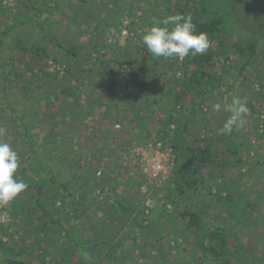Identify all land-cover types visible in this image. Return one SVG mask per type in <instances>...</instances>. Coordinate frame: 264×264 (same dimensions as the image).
Wrapping results in <instances>:
<instances>
[{
  "label": "rangeland",
  "instance_id": "374dc122",
  "mask_svg": "<svg viewBox=\"0 0 264 264\" xmlns=\"http://www.w3.org/2000/svg\"><path fill=\"white\" fill-rule=\"evenodd\" d=\"M36 1L0 0V30L25 17L24 24L4 37L0 48V140L17 152L20 165L16 177L27 185L15 200L38 193V184H28L29 177L40 181L33 163L35 148L46 171L56 179L81 177L80 187L72 182L73 195L66 197L63 188L57 189L47 178L41 200L57 217H70L64 222L67 227L75 225L72 233L93 241L102 231L106 243L95 248L100 254L96 258L86 253L90 250L87 244L77 247L78 240L69 239L59 228L47 227L37 235L33 229L43 221L25 226L19 221L23 213L14 217L13 200L0 206V238L10 243L15 253L0 247V264H9L2 262L5 252L25 264H80L83 260H88L85 264H204L194 247L193 232L186 230L183 222L173 221L189 201L206 219L227 227L229 233L236 232L256 257L247 256L228 237L230 264H264V27H260L264 0H205L212 13L224 15L227 25L221 32L222 44L219 39L211 42L206 53H212L213 59L203 67L191 59V53L183 60L159 57L155 64L142 43L145 29L154 20L179 13L177 4L184 0H60L58 7L45 5L47 9L34 17L29 12ZM254 32L259 38L256 52L245 66ZM55 40L68 47L75 45L79 55L61 54ZM98 68L118 69L117 75L126 82L124 89L107 95L100 79L108 72ZM134 68H155L158 88L154 93L148 83L139 90L136 80L140 76L137 78ZM198 68L207 72H199L201 83L194 79L197 88L185 92L177 87L180 101L176 99L174 107L181 109L180 102L190 107L198 104L200 92L210 90L206 101L199 104L203 112L195 111L190 131L182 136L196 153L206 147L207 136L212 137L217 161L224 163L203 165L204 180L182 195L175 189L174 147H163L157 132L168 130L162 120L171 118L165 107L168 94L174 98L170 80L188 79L201 70ZM237 96L247 99L245 126L230 135L217 134L230 113L214 112L212 104L231 103ZM189 112L175 111L174 116L185 118ZM233 140L238 155L229 152ZM157 156L164 172L149 181L150 164ZM79 188L85 198L78 196ZM231 191L233 200L229 201ZM122 197L134 208L145 206L149 216L144 231L134 230L135 241L126 227L119 231L114 217L107 220L114 202ZM54 200L56 207L51 206ZM182 234L190 237L184 240ZM36 238L48 245L46 251L22 252L18 247L22 239L29 245ZM64 250L70 253L69 258ZM222 260L207 256L208 264H222Z\"/></svg>",
  "mask_w": 264,
  "mask_h": 264
},
{
  "label": "trees",
  "instance_id": "16d2710c",
  "mask_svg": "<svg viewBox=\"0 0 264 264\" xmlns=\"http://www.w3.org/2000/svg\"><path fill=\"white\" fill-rule=\"evenodd\" d=\"M83 1V0H82ZM197 0H184V3L177 4V7L179 8V13H182L184 15L191 14L193 17V22L196 25V30L198 32H205L208 34V37L210 41L219 39L218 43H221V32L224 30L226 24V19L224 18V15H217L216 12H211V10L205 5V0H199L198 5L196 6L194 3ZM227 3L228 1L225 0ZM51 3H54L56 7H58L60 0H38L35 2L34 6H32V10L29 12L32 14V16H36L37 14L43 12L45 9V5H50ZM213 3V1H212ZM231 12L233 15L237 17V22H241V19L239 18L238 12L235 10L233 6H231ZM217 11V9H215ZM25 23V17L19 18L15 20L12 24H9L7 26H4L2 30H0V48L2 45V42L4 40V37L8 35L15 27H18ZM264 27L263 25H260V27ZM261 31V30H260ZM253 44L251 46V50L249 55L247 56L245 66H247L252 57H254L256 52V43L259 40L257 37L258 35L254 32L253 33ZM55 43L57 44V49L61 54L70 56H77L79 55L78 49L75 45L73 46H66V44L63 41L55 40ZM227 49L225 50V52ZM193 61H196L199 66L203 67L206 64H210L213 59L212 53H205L203 55L197 54L196 56H193L191 58ZM154 63H158L159 57L153 58ZM103 63V62H101ZM99 70L103 72H108L106 77H102L100 79V82L106 85V93L109 96H114L117 93V88L124 89L123 87L126 86L125 79L121 76H118V69L115 68H98ZM201 70H195L193 74L187 79L182 77H175L174 79H171V86L169 88V91L174 92V98L168 94V101L165 103L166 112L170 115V119L168 120H162L163 127L167 126L168 130L166 131L165 128L159 130L157 132L158 140L161 141L163 144V147L167 146H173L174 147V153H175V174L177 176V181L175 183V189L178 191L179 194H186L189 189H194L196 186L201 183L203 178V171L202 167L206 163L212 164L213 166H216L219 163H224L223 161L218 162V157L215 155L214 151V141L213 138L210 136H207L206 138V147L200 152L196 153L193 146H191V142L186 140L185 137H183V133L185 131L189 132V127L191 121L195 118L196 113L195 111L198 110L200 112L202 111V108H200L199 104H202L206 101L205 95L210 91L209 89L202 90L200 92L199 101L198 104H192L193 106H186L184 103L180 102L181 109H176L174 107V103L176 102V99L180 97L176 93V88L181 87L183 88V92H185L186 88H193L197 86L193 82L194 79L197 84L201 83L200 78H198L199 72L203 71L202 68H198ZM134 73L138 76H140L139 79H137L139 90H141V87L145 85L146 83L149 84L151 87V91L154 93L155 88H158L157 82H156V75L157 72L155 71V68H134ZM203 74H206V71L202 72ZM47 74V73H46ZM6 79L8 78L5 74ZM73 89V87L71 88ZM151 93V92H150ZM151 95V94H150ZM177 97V98H175ZM172 100V101H170ZM180 101V99H178ZM154 103H158V99L153 98ZM173 103V104H172ZM190 110L188 116L179 117V114L175 115V111H178V113L185 115V111ZM197 117V116H196ZM171 123L175 124L174 128H171ZM212 132H214L213 128H210ZM170 137V138H169ZM180 140V141H179ZM182 141V142H181ZM180 142L181 145H177V143ZM31 145H33L31 143ZM231 148H229V152L233 155H238V152L236 150V143L233 140L231 144ZM34 149L35 154H33V163L36 164V166L39 169L38 175L40 181H35L34 177H29L28 184H38V193H36L33 198L31 197H24L19 200H15L14 202V208H13V214L15 218H18L20 213H23L21 217H19V221H21L25 226L29 225H35V221H43L40 226L34 227L33 231L35 233L40 234L41 231L46 229L47 227L52 228H59L60 231L64 232L65 236L68 237L71 240H78L77 241V247H80L81 245H88V249H90L88 252L91 257L99 258L100 254L95 250V248L101 244L106 243V238L104 234H102V231L100 232L99 236L95 238V240L90 239H84L82 236L72 233L75 229L74 224H70L69 227L66 226L65 222L67 223L70 221V217H63L54 215L52 208L47 207V204L43 202L41 199V193L44 189V184L47 178L50 179L53 183L58 185L57 189L63 188L65 196L67 195H73V193L70 191V186L72 182H74L75 186L78 188V184H80V176L75 175L71 179H68L66 181H60L54 177L53 174H50L46 171V167L43 165L39 152ZM215 156V159L213 158ZM240 158L239 156H237ZM195 158H197L199 161L196 163ZM20 177H18L19 179ZM28 180V178H27ZM89 183V178L85 177V182ZM96 181L93 185L90 186V189L92 190L94 188V185H96ZM78 196L80 198H85L83 190H80V188L77 190ZM56 198V197H55ZM219 198H221V195L219 194ZM222 199V198H221ZM229 201L233 200V192L231 191L228 195ZM28 204V205H26ZM178 205V204H177ZM52 207H56V201L54 200L51 204ZM27 207V208H25ZM59 208V207H58ZM127 212V213H126ZM57 213V210H56ZM60 213V211L58 212ZM129 214V215H128ZM114 217L115 218V225H118L119 231H122L126 227V233H128L132 239L135 241L136 237L134 236V230L137 228V230L144 231L147 228V224L149 223V216L146 212V207H140V208H134L131 204V202L126 203L125 197L119 198L114 202V206L110 209V212L108 213V218ZM178 219H173L175 222H183L186 230H191L193 232V239H194V247L198 250L200 258L204 264L207 263V256L210 254L214 260H222V264H230V254L231 249L229 247V241L228 237H231L233 239V242H237L238 245L241 246L242 251L249 257H251L253 260L256 259L254 256V252H251L246 246H244L241 238L236 232L229 233L228 228L219 224H216L215 222H212L209 219H206L203 217L202 213L197 207L193 206L192 202H188L187 205H185L177 214ZM123 219V220H122ZM107 220H104L102 223V229L105 226V223ZM27 235V234H26ZM25 235V236H26ZM184 240H187L190 236L187 234H182ZM43 237V236H42ZM13 239V235L11 237ZM43 240V239H42ZM15 241V240H14ZM23 244L18 245L16 242H14V246L21 247L22 252H27L30 250H47V246H43L41 244V240L39 238H36L32 244H26L24 239H22ZM45 242V241H43ZM47 242V241H46ZM121 241H119L120 243ZM0 247L4 248V251H12L15 250L14 247L10 246V243L4 242L0 238ZM92 249V251H91ZM17 251V250H16ZM73 252V251H72ZM12 254L15 252L12 251ZM18 253V252H16ZM20 253V252H19ZM65 257H70V253L63 251ZM107 257V254H105ZM2 262L9 263V264H25L24 262H21L20 260H15L12 258L11 254L5 252L4 258H2ZM44 260V258H43ZM88 260L82 261L80 264H85Z\"/></svg>",
  "mask_w": 264,
  "mask_h": 264
},
{
  "label": "clouds",
  "instance_id": "9594fccd",
  "mask_svg": "<svg viewBox=\"0 0 264 264\" xmlns=\"http://www.w3.org/2000/svg\"><path fill=\"white\" fill-rule=\"evenodd\" d=\"M142 43L154 57L178 58L183 60L190 53L192 56L205 54L211 47L208 34L198 32L191 14L177 13L168 15L166 19L153 21L142 35ZM212 111L221 110L230 113L217 134L230 135L236 129L245 126L244 116L248 112L247 99L234 97L231 103L216 102ZM3 130L0 129V135ZM20 160L11 146L0 140V206H7L15 200L27 187L16 177Z\"/></svg>",
  "mask_w": 264,
  "mask_h": 264
},
{
  "label": "built area",
  "instance_id": "2783aa9c",
  "mask_svg": "<svg viewBox=\"0 0 264 264\" xmlns=\"http://www.w3.org/2000/svg\"><path fill=\"white\" fill-rule=\"evenodd\" d=\"M164 170V165L162 163V160L157 156L152 159V162L150 164V176L149 181H153L154 179L158 178L159 176H162ZM146 191V186L143 187V192ZM147 204H150V201L148 200Z\"/></svg>",
  "mask_w": 264,
  "mask_h": 264
}]
</instances>
